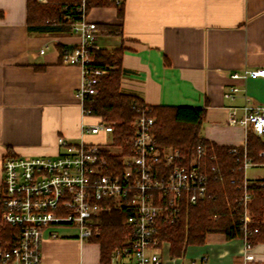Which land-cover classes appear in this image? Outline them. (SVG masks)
Listing matches in <instances>:
<instances>
[{
  "label": "crops",
  "instance_id": "1",
  "mask_svg": "<svg viewBox=\"0 0 264 264\" xmlns=\"http://www.w3.org/2000/svg\"><path fill=\"white\" fill-rule=\"evenodd\" d=\"M27 1L0 0V185L6 154L54 155L60 136L71 143L99 140L82 132L97 119L83 115L76 97L81 69L63 64L58 49L77 45L79 37L30 34ZM122 2L123 21L116 8H92L89 13L97 24L123 25L120 35L107 36L111 47L102 46L109 52L125 49L121 91L148 106L205 108V140L220 147L245 146V129L227 124L229 108L245 106L247 97L251 106L264 107V79L230 76L264 67V0ZM105 36L100 31L98 42ZM231 86L241 90L234 99L224 96ZM64 228L77 233H57L52 239L49 233L60 228L48 229L41 264H106L99 243L80 240L77 228ZM166 254L170 264H264V243L246 250L243 238L209 234L203 245L189 246L181 258L172 259L169 246ZM247 254L254 259L247 260Z\"/></svg>",
  "mask_w": 264,
  "mask_h": 264
},
{
  "label": "built area",
  "instance_id": "2",
  "mask_svg": "<svg viewBox=\"0 0 264 264\" xmlns=\"http://www.w3.org/2000/svg\"><path fill=\"white\" fill-rule=\"evenodd\" d=\"M89 1L79 0L76 15L69 17L79 42L63 49L61 61L81 69L83 82L76 97L81 101L83 115L97 119L93 124H85L82 132L99 140L71 143L60 136L59 150L54 155L4 156L0 185V264H41L42 245L46 231L51 228L74 227L80 240H91L102 232V215L115 207L127 214L128 239L114 249L109 264H170L162 252L165 242L159 241L161 223H180L184 211L197 205L207 192L205 147L198 146L190 157L178 149L161 147L155 136L156 119L146 109H138L126 146L118 145L114 125L85 108L87 98L98 95L100 78L109 70L94 65V57L102 47L98 42V25L89 19ZM121 4L122 0H116V8ZM230 77L243 81L264 79V67L236 71ZM240 91L238 86H231L224 96L234 99ZM246 101L241 108H229L227 124L264 137V107L251 106L248 97ZM242 148L244 153L240 155ZM230 152L243 159L241 229L247 237L252 234L249 224L253 223L249 210L252 195L247 187L254 179L247 178L246 171L257 165L247 157L245 146L231 147ZM253 232L257 233L258 229ZM49 237L55 239L58 234L51 231ZM244 240L246 250H250L252 244ZM246 259L253 260L254 256L247 254Z\"/></svg>",
  "mask_w": 264,
  "mask_h": 264
},
{
  "label": "trees",
  "instance_id": "3",
  "mask_svg": "<svg viewBox=\"0 0 264 264\" xmlns=\"http://www.w3.org/2000/svg\"><path fill=\"white\" fill-rule=\"evenodd\" d=\"M39 0L27 1V28L30 34L60 35L73 33L69 17L76 15L75 6L79 0ZM92 8H116V0H91ZM117 9L120 21L124 19V4ZM98 28L106 36L122 33L123 25L100 24ZM65 47L58 46L60 53ZM124 47L109 52L102 49L96 53L94 65L109 67L108 73L100 78L98 95L87 98L85 108L91 114L100 116L105 122L113 124L115 140L118 145L126 146L132 134V125L139 115L138 109H146L155 121V136L161 147L178 149L190 157L202 145L207 151L204 167L208 177L205 197L197 205L184 211L182 220L175 225L161 223L160 244L169 243L172 259L181 258L191 245H203L209 234H223L226 239H246L256 245L264 243V180H250L247 190L252 195L249 210L253 223L245 236L241 229L243 207L240 200L244 193L243 159L230 152L231 147H220L201 136L205 116L202 107L148 106L140 98L121 91L123 73L122 56ZM62 62V61H61ZM247 157L254 165L264 166V139L252 133L247 135ZM243 148L240 155H243ZM212 157V158H211ZM243 157V156H242ZM127 214L115 207L101 217L102 232L91 239L101 246L102 261L109 264L115 248L124 245L128 239L125 226ZM258 229L257 233L253 231Z\"/></svg>",
  "mask_w": 264,
  "mask_h": 264
},
{
  "label": "rangeland",
  "instance_id": "4",
  "mask_svg": "<svg viewBox=\"0 0 264 264\" xmlns=\"http://www.w3.org/2000/svg\"><path fill=\"white\" fill-rule=\"evenodd\" d=\"M110 41L111 40H109V37H107V36H105V37H102L101 39H100V43H99V45L102 47V46H104V47H111V45L109 44L110 43ZM263 139H264V137H263ZM81 141H73L72 143H80ZM246 174H247V177H254V176H256V175H264V168H257V167H252V168H250V169H248L247 171H246ZM57 231V233L59 234V235H70V234H75V233H77V230L76 229H67V228H60V229H57L56 230ZM168 246H169V243H165V245H164V250L162 251L163 253H164V255H167L166 254V251H167V248H168ZM170 247V246H169ZM166 259V258H165ZM166 260H168V259H166Z\"/></svg>",
  "mask_w": 264,
  "mask_h": 264
}]
</instances>
